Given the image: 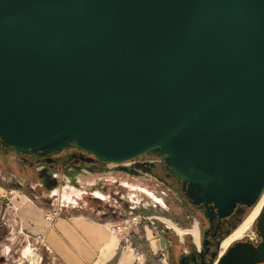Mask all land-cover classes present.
Instances as JSON below:
<instances>
[{
    "label": "water",
    "instance_id": "1",
    "mask_svg": "<svg viewBox=\"0 0 264 264\" xmlns=\"http://www.w3.org/2000/svg\"><path fill=\"white\" fill-rule=\"evenodd\" d=\"M0 142L42 156L75 145L108 164L156 155L210 224L251 208L264 192V0H0ZM255 228L258 244L220 254L227 231L205 264L264 263V205Z\"/></svg>",
    "mask_w": 264,
    "mask_h": 264
},
{
    "label": "rangeland",
    "instance_id": "2",
    "mask_svg": "<svg viewBox=\"0 0 264 264\" xmlns=\"http://www.w3.org/2000/svg\"><path fill=\"white\" fill-rule=\"evenodd\" d=\"M115 166L109 164L112 169L107 172L90 173L79 176L78 179L79 184L88 191L91 189L100 192L94 193V197L101 198L102 194H107L108 204L118 206L116 216L107 222L109 234L119 238L122 246L136 248L144 255V264H176V252L180 249L187 250L190 245L196 248L200 246L199 216L190 212L185 204L177 199L175 192H169L153 178L124 172L114 168ZM55 175L63 180V186H68L72 181L66 177L62 178L59 174ZM35 182L37 180L33 179L27 182L0 165V186L5 190L0 195V264L48 263L40 245L37 246L32 240L39 234L25 233L18 217V198L27 197L30 203L31 198L39 199L44 192L42 188L35 187ZM56 214V211L45 214V219L48 216L51 218L50 221L46 219L50 225ZM196 227L199 245L194 243L190 233ZM251 233L256 235L254 230ZM148 235L156 241L155 253L150 250L146 239Z\"/></svg>",
    "mask_w": 264,
    "mask_h": 264
},
{
    "label": "crops",
    "instance_id": "3",
    "mask_svg": "<svg viewBox=\"0 0 264 264\" xmlns=\"http://www.w3.org/2000/svg\"><path fill=\"white\" fill-rule=\"evenodd\" d=\"M78 179L51 191L40 187L37 180L35 187L44 190L39 199L33 197L30 203L27 197L16 200L22 230L42 237L44 247L40 249L48 258L47 264H144L143 254L134 247L122 246L120 239L108 232L107 222L116 216L118 206L108 204L107 194L94 197L99 191H88ZM3 192L0 186V195ZM54 211L57 214L50 225L45 214ZM146 239L155 253L156 241L149 235Z\"/></svg>",
    "mask_w": 264,
    "mask_h": 264
},
{
    "label": "flooded vegetation",
    "instance_id": "4",
    "mask_svg": "<svg viewBox=\"0 0 264 264\" xmlns=\"http://www.w3.org/2000/svg\"><path fill=\"white\" fill-rule=\"evenodd\" d=\"M0 165L6 169H10L15 174L25 179L27 182L30 179L37 180V171L43 169H48L53 173L59 174L62 178L66 177L72 181L79 176L88 175L90 173H102L106 170L108 171L112 169L109 167L108 163H102L94 160L92 155H89L85 151L78 149L75 145H71L65 149H62L59 152L42 156L39 153L17 154L9 148L3 147L1 142ZM115 165L116 166L114 168L122 171L125 170L124 172L139 174L144 177L153 178L155 182L163 186L169 192H175L178 200H181L183 203H187V201L182 195L181 190H179L180 187L177 181H175L168 175L165 162L162 158L152 154H144L133 161ZM58 180L59 184H61V179ZM73 184H76L75 181ZM260 200L261 198L259 199L257 204L253 205L251 208H246L242 206L239 207L237 213H234L226 219L218 220L217 218H213L211 224L208 222L207 219L203 217L204 209L193 206V212H195L199 216L201 230L200 246L196 248V246L193 247L190 245L187 250L180 249L179 252L175 253L176 262L181 256V253H184L185 259L182 264L207 263L211 254L215 251L216 242L223 235V233L227 231H233L231 236H229L228 238L232 237L247 220L253 210L257 207V205L260 203ZM187 205L189 204L187 203ZM255 220L251 226V230L245 236L232 241L230 244L235 242H241L244 244L251 243L254 245L258 244L260 238L257 235V231L255 228ZM239 221H242V224H240L234 230L233 227L235 225H238L236 223H239ZM210 225H212V229H210L207 235L204 237L203 235L210 228ZM252 230H254L256 235H253L251 233ZM227 239H225L223 243ZM204 240L207 241V244L205 246H203L202 244ZM194 243L196 242L194 241ZM221 247L222 245L220 246V253L222 254L224 251L221 252ZM197 252L201 253V255H198Z\"/></svg>",
    "mask_w": 264,
    "mask_h": 264
},
{
    "label": "bare ground",
    "instance_id": "5",
    "mask_svg": "<svg viewBox=\"0 0 264 264\" xmlns=\"http://www.w3.org/2000/svg\"><path fill=\"white\" fill-rule=\"evenodd\" d=\"M60 185V184H59ZM57 188V187H56ZM55 188V189H56ZM261 200H260V203L257 205V207L253 210V212L250 214V216L247 218V220L243 223V225L237 230V232L230 238H228L229 236H231V234L226 237L225 239H227L224 243L223 240L221 245V252H223L225 250V248L234 240L236 239H240L242 238L243 236H245L250 230H251V226L254 222V220L257 218L259 212L261 211V208L262 206L264 205V192L262 193V195L260 196ZM259 198V199H260ZM153 199V198H152ZM259 199L257 200V202L259 201ZM256 202V203H257ZM256 203L254 205H256ZM242 224V223H241ZM190 233L193 235V238H194V241L198 242V229L196 227V229H194L193 231H190ZM199 245V244H197ZM29 251V250H28ZM221 254V253H220Z\"/></svg>",
    "mask_w": 264,
    "mask_h": 264
},
{
    "label": "built area",
    "instance_id": "6",
    "mask_svg": "<svg viewBox=\"0 0 264 264\" xmlns=\"http://www.w3.org/2000/svg\"><path fill=\"white\" fill-rule=\"evenodd\" d=\"M46 219L49 220V221L51 220L50 216H48ZM32 240L38 246L40 245V246L44 247V244L42 242L43 239H42L41 236L37 235L36 237H33Z\"/></svg>",
    "mask_w": 264,
    "mask_h": 264
},
{
    "label": "trees",
    "instance_id": "7",
    "mask_svg": "<svg viewBox=\"0 0 264 264\" xmlns=\"http://www.w3.org/2000/svg\"><path fill=\"white\" fill-rule=\"evenodd\" d=\"M185 204V207L190 211V212H193V210H192V208H193V206H191V205H187V203L185 202L184 203ZM193 213H195V212H193ZM236 224H238V222L236 223ZM232 228V227H231ZM230 230V229H229ZM226 233H223V235L222 236H224ZM192 246H194V245H192ZM45 256V255H44ZM175 260H176V258H175Z\"/></svg>",
    "mask_w": 264,
    "mask_h": 264
}]
</instances>
